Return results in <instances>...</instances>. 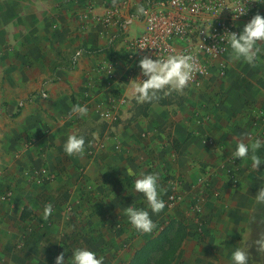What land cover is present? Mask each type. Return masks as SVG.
I'll return each mask as SVG.
<instances>
[{"label":"crops","instance_id":"1","mask_svg":"<svg viewBox=\"0 0 264 264\" xmlns=\"http://www.w3.org/2000/svg\"><path fill=\"white\" fill-rule=\"evenodd\" d=\"M145 2L0 0V192L14 189L0 201V264H55L61 252L71 264L76 248L94 251L104 264H130L177 215L189 234L173 264L231 261L264 187V164L253 170L250 158L231 159L240 140L252 142L250 116L264 107V51L255 67L230 59L229 51L224 77L213 70L199 89L176 92L171 104L155 102L146 117L136 116L143 103L129 82L140 68L115 53L128 58V40L143 33L137 6ZM88 4L94 12L83 19ZM76 104L87 106L86 116L70 115ZM197 112L210 120L196 124ZM71 134L85 139L83 155L64 152ZM257 155L264 158V145ZM210 167L216 190L204 194L198 224L191 206ZM41 169L47 175L40 184L23 175ZM142 173L159 174L163 201L173 177H182L184 201L152 213L134 189ZM49 203L53 213L44 220ZM129 206L149 211L151 233L133 228Z\"/></svg>","mask_w":264,"mask_h":264},{"label":"built area","instance_id":"2","mask_svg":"<svg viewBox=\"0 0 264 264\" xmlns=\"http://www.w3.org/2000/svg\"><path fill=\"white\" fill-rule=\"evenodd\" d=\"M143 6L147 14H137L144 24V31L141 35L128 40L127 59L138 65L144 56L156 59L157 57L166 58L169 54H192L196 59L198 70L186 88L190 91L199 89L213 70L222 77L226 75L229 65L227 54L231 49L226 41L221 40V36L226 31L236 32L239 35L244 25L254 15L262 13L261 15L264 16V2H257V0H146ZM244 6L247 8V14L233 21L235 13L231 10L235 11L237 7ZM93 12L94 6L86 5L83 19H89ZM204 28L210 29L211 37L204 35ZM141 47L145 48L141 49ZM139 78L146 79L141 74V70ZM210 118L208 114L197 112L194 121L201 125ZM249 135L252 140L259 138L264 141L263 106H257L250 116V130L247 136ZM214 172L215 169L210 167L207 178L200 180L201 195L194 198L195 203L191 206L198 224H203L204 221L201 216L204 194L214 193L216 190L211 177ZM0 173L3 171L1 170ZM230 173L232 181L237 183L236 171ZM23 175L29 181L40 184L45 179L47 171L45 169L38 172L25 170ZM183 183L182 177H173L172 191L164 201L165 205L175 207L184 201L180 192ZM13 194L14 189L7 188L4 192H0V201H8Z\"/></svg>","mask_w":264,"mask_h":264},{"label":"clouds","instance_id":"3","mask_svg":"<svg viewBox=\"0 0 264 264\" xmlns=\"http://www.w3.org/2000/svg\"><path fill=\"white\" fill-rule=\"evenodd\" d=\"M257 2H264V0H257ZM113 7L117 5V0H111ZM231 10V9H230ZM233 16V21L239 16L247 14V8L237 7ZM137 13L146 15V10L143 5L137 6ZM210 29L204 28V35L211 37ZM222 41L230 46L232 60H241L255 67L258 55L264 51L257 45H264V16L257 13L251 20L246 23L243 30L239 33L226 31L221 36ZM203 43V42H202ZM145 47H141L143 49ZM212 49V48H209ZM141 74L146 79H133L129 82L131 93L138 103H150L158 100L159 93L165 96L172 92L182 94L193 80L194 73L198 70L197 62L192 54H169L166 58L157 57L152 59L149 56H144L138 62ZM88 113L87 106L79 104L73 105L70 115L77 114L79 116H86ZM251 140V136L247 138ZM264 145V141L257 138L251 143H246L240 140L237 143L235 151L231 153L233 160H251V167L253 170H259L264 164V158L257 155V151ZM64 152L69 155H83L85 150V139L82 136L71 134L68 136L66 143L63 146ZM251 153V155H250ZM130 175H134L131 169L128 170ZM158 173L141 174L134 182V189L138 193H142L147 201L148 208L152 213H160L165 208L164 201L160 198L158 190ZM114 195V194H113ZM257 203L264 204V187H260L255 195ZM53 213V205L46 204L43 209L42 218L47 220ZM125 215L128 217L129 223L137 231L142 233H151L156 227L153 220L150 218L149 211L144 209H137L135 207H127ZM255 246L258 253H264V232L259 234V237L249 245V248ZM249 251L244 248H236L232 252V264H249ZM55 264H66L64 259V252H61L55 258ZM71 264H104V257H97L94 251L87 248H76L72 252Z\"/></svg>","mask_w":264,"mask_h":264},{"label":"trees","instance_id":"4","mask_svg":"<svg viewBox=\"0 0 264 264\" xmlns=\"http://www.w3.org/2000/svg\"><path fill=\"white\" fill-rule=\"evenodd\" d=\"M102 51L114 53L111 49H103ZM115 55L119 59H127V56L123 52L115 53ZM158 95L160 96L158 100L141 104L136 116L146 117L149 106L155 102L162 105H168L173 102L168 95L165 96L163 93H159ZM26 215L27 209L23 211L22 218H25ZM188 234V226L183 218L177 215V218L172 220L161 233L148 240L135 252L130 264H173Z\"/></svg>","mask_w":264,"mask_h":264},{"label":"rangeland","instance_id":"5","mask_svg":"<svg viewBox=\"0 0 264 264\" xmlns=\"http://www.w3.org/2000/svg\"><path fill=\"white\" fill-rule=\"evenodd\" d=\"M175 93L172 92L168 95L169 98L172 100L177 99ZM261 232H264V204L260 203L249 221L248 226L243 230L238 246L249 251V264H264V253H258L255 246L249 248V245H252V242L259 237ZM227 264H232V260L227 262Z\"/></svg>","mask_w":264,"mask_h":264}]
</instances>
